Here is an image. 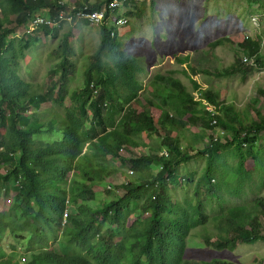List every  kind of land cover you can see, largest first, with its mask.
Listing matches in <instances>:
<instances>
[{
  "label": "trees",
  "instance_id": "16d2710c",
  "mask_svg": "<svg viewBox=\"0 0 264 264\" xmlns=\"http://www.w3.org/2000/svg\"><path fill=\"white\" fill-rule=\"evenodd\" d=\"M115 1L92 6L70 0H0V199L13 201L9 211L0 212V264H237L221 258L187 259L189 238L206 224L207 206L215 196L221 198L226 191L245 196L256 172L262 181L259 189L264 187V150L258 145L264 116L251 122L246 111L234 107V100L223 98L226 91L204 88L187 71L191 90L181 79L158 75L150 86L155 93L144 95L145 60L124 51L119 33L112 40L108 26L75 16L85 9L100 12ZM119 1L131 19V1ZM62 9L72 17L71 23L60 21ZM37 18L49 23L30 36H17ZM93 27L101 29L102 43L83 66L84 87L71 92L78 66L73 61L74 35L67 29ZM51 38L59 40V64L47 90L34 93L20 77L19 58ZM227 42L232 41L220 39L211 47ZM242 43L243 53L259 63L261 42L246 38ZM178 63L187 64L195 76L207 73L192 66L189 56L179 57ZM233 73L223 70L216 76ZM56 75L59 79L54 81ZM44 105L52 106L42 110ZM199 122L203 130L189 135ZM216 126L225 128L232 139L221 136L215 141L208 134L212 145L198 149ZM196 148L195 155L206 159L195 181L200 182L196 200L175 202L171 185ZM228 155L238 161L235 166L227 164ZM115 175L124 183L115 184ZM183 177L194 182V174ZM220 209L222 216L215 218L224 232L215 242L219 250L264 241V196L228 211L223 205ZM5 230L13 241L7 244L9 253L1 246ZM58 241L65 243V250H54Z\"/></svg>",
  "mask_w": 264,
  "mask_h": 264
},
{
  "label": "rangeland",
  "instance_id": "374dc122",
  "mask_svg": "<svg viewBox=\"0 0 264 264\" xmlns=\"http://www.w3.org/2000/svg\"><path fill=\"white\" fill-rule=\"evenodd\" d=\"M70 1L89 3L93 6L103 0ZM130 1L129 5L133 11L131 21H129L131 25L128 29L119 32L118 42L124 46V51L130 56L145 60L143 64L146 65L147 70L143 80L147 91L143 92L144 95L146 92L150 95L152 91L155 93L150 86L158 75L174 76L181 79L191 90L193 84L189 76L185 74L187 71L204 88L226 91L227 95L223 98L228 102L234 100V107L239 112L246 111L251 122H259L262 119L261 117L264 116V92L262 91L264 90V3L252 5L248 0ZM14 20L15 16L12 17V21ZM67 30L74 35L72 46L76 51V56L73 61L78 66V74L69 87L72 92L84 87L85 78L81 75L85 70L83 66L90 63L89 58L101 45L102 37L101 29L96 27L87 31L81 28H68ZM65 31L62 32V35ZM246 38L261 42L259 63L256 62V58H248L243 53L242 42ZM220 39H228L232 42L212 48L211 44ZM59 45L58 38L44 39L33 49L26 50L23 57L19 58L22 68L20 77L32 85L34 93L45 92L51 85V72L55 71L59 64L57 55ZM187 56L191 57L192 66L202 72L207 71V73L195 76L193 70L188 69L187 64L178 63L179 57ZM223 70H232L234 73L226 77H217L216 74ZM53 79L57 81L59 75ZM194 94L197 98L199 97L197 92ZM141 100L144 103L147 102L143 96ZM70 105V97H67L66 106ZM51 106L44 105L42 110H48ZM240 116L242 117V114ZM202 128V124L199 122L192 127L189 135L201 132ZM215 130H224L225 134L221 136H228L229 139H232L231 133H228L222 126H216ZM212 131H207V138L205 137L206 140L198 143V149L212 145V140L208 136L211 134L214 138ZM261 134L263 140L258 145L264 150V130L261 131ZM220 138L218 137V139ZM155 139L158 140V136ZM196 151L197 148L192 151L194 156L180 165V178L171 185V193L175 202L185 203L196 200L195 192L200 182L195 183V181L205 170L206 163L205 156L195 155ZM135 152L139 155L145 154L142 149H136ZM226 162L233 166L238 163L231 155L226 157ZM225 171L232 173L231 168H226ZM190 174H194V182L188 183L183 180V176L186 177ZM113 179L115 184H122L125 181L120 175H115ZM261 182L260 176L256 172L254 182L251 184L253 187L246 190L245 196L236 197L227 191L224 194L221 192V198L220 195L215 196V200L207 206L208 220L206 224L192 231L187 259L213 260L221 258L237 264H261L264 259V241L255 244L241 242L234 251H221L215 243L217 238L224 234L222 229L217 227L221 220L215 222L216 217L222 216L221 205L228 211L232 206L243 205L252 202L257 197L264 196V187L259 189ZM201 193V197L206 201L207 195L203 188H201ZM12 202L11 197L0 199V212L9 211L13 206ZM207 239L212 242L206 241ZM59 242H54V250L57 252L65 250V243ZM9 243H13V241L7 236V230H5L1 246L7 253L10 249L7 247ZM23 246L25 248V244ZM26 246L27 248L31 247L29 244Z\"/></svg>",
  "mask_w": 264,
  "mask_h": 264
},
{
  "label": "built area",
  "instance_id": "2783aa9c",
  "mask_svg": "<svg viewBox=\"0 0 264 264\" xmlns=\"http://www.w3.org/2000/svg\"><path fill=\"white\" fill-rule=\"evenodd\" d=\"M59 6L64 8L65 4L63 2L59 3ZM65 9H62L60 11V21L62 22H72V17L69 16L65 11ZM87 10V9H85ZM84 10V11H85ZM78 12L75 16L79 19H87L90 20L92 25H103L108 26V34L112 40L116 39L118 37V33L120 30L128 27L130 19L128 18V14L130 11H127V8L124 6L123 1L116 0L115 2L110 3L109 7L107 9H103L100 12H95L93 14L91 13H85V12ZM117 13L119 14V17L117 18ZM106 20V22H105ZM46 22L45 19L37 18L35 21H32L27 26V31L18 33V37H27L36 32L41 25ZM57 27V25H55ZM209 109L212 108V106L208 105ZM213 124H216V121H213ZM212 134L214 135V139L217 140L218 137L225 134L224 130H218V131H212ZM67 212L65 214V218H67ZM66 225V219L63 221V226Z\"/></svg>",
  "mask_w": 264,
  "mask_h": 264
},
{
  "label": "clouds",
  "instance_id": "9594fccd",
  "mask_svg": "<svg viewBox=\"0 0 264 264\" xmlns=\"http://www.w3.org/2000/svg\"><path fill=\"white\" fill-rule=\"evenodd\" d=\"M67 211H68V209L65 210V213H64V219H66V218H65V214H66ZM63 221H64V220H63Z\"/></svg>",
  "mask_w": 264,
  "mask_h": 264
},
{
  "label": "crops",
  "instance_id": "0c3cea01",
  "mask_svg": "<svg viewBox=\"0 0 264 264\" xmlns=\"http://www.w3.org/2000/svg\"><path fill=\"white\" fill-rule=\"evenodd\" d=\"M130 27V26H129Z\"/></svg>",
  "mask_w": 264,
  "mask_h": 264
}]
</instances>
